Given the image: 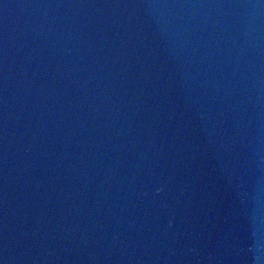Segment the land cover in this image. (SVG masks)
<instances>
[{"label":"water","instance_id":"water-1","mask_svg":"<svg viewBox=\"0 0 264 264\" xmlns=\"http://www.w3.org/2000/svg\"><path fill=\"white\" fill-rule=\"evenodd\" d=\"M0 264H264V0H0Z\"/></svg>","mask_w":264,"mask_h":264}]
</instances>
